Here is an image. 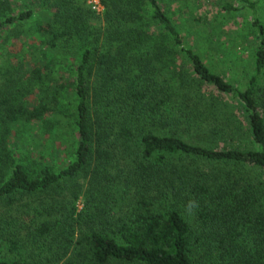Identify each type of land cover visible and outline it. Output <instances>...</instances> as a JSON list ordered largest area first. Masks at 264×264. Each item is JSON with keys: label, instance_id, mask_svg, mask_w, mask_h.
I'll return each mask as SVG.
<instances>
[{"label": "trees", "instance_id": "trees-1", "mask_svg": "<svg viewBox=\"0 0 264 264\" xmlns=\"http://www.w3.org/2000/svg\"><path fill=\"white\" fill-rule=\"evenodd\" d=\"M187 1L99 0L95 13L80 0H41L47 49L77 56L74 103L59 109L57 91L53 106H13L12 93L0 100V264H264L257 2L241 0L255 50L237 87L184 42ZM32 17L0 0V31ZM7 72L6 90L15 84ZM30 74L41 81L39 67ZM45 114L51 130L75 131L73 160L57 170L7 149L17 124Z\"/></svg>", "mask_w": 264, "mask_h": 264}, {"label": "rangeland", "instance_id": "rangeland-1", "mask_svg": "<svg viewBox=\"0 0 264 264\" xmlns=\"http://www.w3.org/2000/svg\"><path fill=\"white\" fill-rule=\"evenodd\" d=\"M249 1L257 2V17L264 26V0ZM80 2L95 13L101 11L100 6L98 10L92 9V0ZM220 2L229 5L232 11L223 10L218 6ZM187 4V10L183 12L187 14L182 15L184 23L181 27L184 42L200 56L212 73L241 87L251 75L255 50L251 11L241 0H188ZM28 9L33 12L31 19L0 31V100L12 93L13 106L27 109L44 104L53 106V93L57 91L58 108L70 110L74 103L71 81L77 56L68 48L53 52L47 49L46 38L39 32L38 25L48 16L49 10L41 5V0H10L13 12ZM33 67L41 69V81L30 74ZM7 71L15 72V84L7 88L8 91L4 88L10 76ZM16 72L20 74L17 76ZM53 119L54 115L45 114L39 121H21L6 138L8 151L15 159L20 157L23 164H31L33 168L44 163L57 170L71 162L73 156L68 147V135L75 136V131L71 125L68 135L51 130L47 122ZM235 121L240 122V118L235 117ZM224 145L228 144H211L210 147L220 149ZM55 149L60 150L59 153ZM78 207H81V200Z\"/></svg>", "mask_w": 264, "mask_h": 264}, {"label": "built area", "instance_id": "built-area-1", "mask_svg": "<svg viewBox=\"0 0 264 264\" xmlns=\"http://www.w3.org/2000/svg\"><path fill=\"white\" fill-rule=\"evenodd\" d=\"M92 5V9L94 10H98V8H100L99 6V0H92V3H90Z\"/></svg>", "mask_w": 264, "mask_h": 264}, {"label": "clouds", "instance_id": "clouds-1", "mask_svg": "<svg viewBox=\"0 0 264 264\" xmlns=\"http://www.w3.org/2000/svg\"><path fill=\"white\" fill-rule=\"evenodd\" d=\"M190 204H191V202H190Z\"/></svg>", "mask_w": 264, "mask_h": 264}]
</instances>
